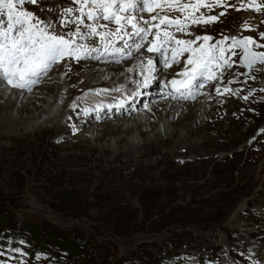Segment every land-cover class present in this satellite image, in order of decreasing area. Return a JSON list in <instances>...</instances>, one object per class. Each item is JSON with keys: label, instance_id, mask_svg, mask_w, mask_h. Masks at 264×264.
<instances>
[{"label": "rangeland", "instance_id": "374dc122", "mask_svg": "<svg viewBox=\"0 0 264 264\" xmlns=\"http://www.w3.org/2000/svg\"><path fill=\"white\" fill-rule=\"evenodd\" d=\"M227 2L238 6L237 0ZM67 5L65 0H41L38 9L25 7L49 17V8ZM149 15L143 13L146 18ZM220 18L211 28L192 27V38L197 34L214 39L248 35L264 43L259 37L264 32V12L229 7ZM244 22L256 31L242 32ZM134 55V59L113 66H122L125 73L128 68L135 69L142 54ZM233 59L238 64V56ZM61 64L62 71L68 61ZM257 69L248 76L244 68L227 70L224 86L239 90L238 95H225L232 103L227 106L238 114L220 122L208 119L210 127L202 129V136L186 139L185 155L180 147L168 151L177 138L169 139L165 133L161 138L167 143L159 151L157 146H140L136 151L122 147L114 152L116 156L103 159L87 151L90 145L85 139L92 138L90 134L70 141L60 129L46 136L33 135L27 128L25 137L17 134L11 139L0 132V252L4 253L0 264H19L21 259L25 264H264V127L255 133L233 130L242 113L254 120L264 118V67L257 65ZM82 70H74V80H85ZM127 74L135 75V71ZM106 77L101 83L109 82ZM230 79L234 83L228 84ZM153 82L151 85H161L157 75ZM249 91L250 98L243 100ZM212 95H216L213 87L203 97L212 102ZM240 105L244 112H237ZM12 114L16 116L15 111ZM153 120L148 126L151 122L164 124L162 119ZM205 120L206 116L202 122ZM186 123L194 128L192 119ZM216 124L219 129L212 130ZM148 126L144 128L151 135ZM131 138L140 144L136 133ZM222 195H227L224 204L219 203ZM32 226L53 232L57 239L50 242L42 234L34 238L28 230ZM14 248L26 255L21 257L11 251Z\"/></svg>", "mask_w": 264, "mask_h": 264}, {"label": "snow or ice", "instance_id": "6c2138e0", "mask_svg": "<svg viewBox=\"0 0 264 264\" xmlns=\"http://www.w3.org/2000/svg\"><path fill=\"white\" fill-rule=\"evenodd\" d=\"M40 2L0 0V89L30 93L50 79L49 73L62 62L111 58L110 62L120 64L143 49L158 56L164 69L180 63L183 58L184 69L177 73L180 79L161 82V88L170 89L166 98L187 102L203 95L201 90L214 81L218 82L217 95H238L239 90L219 86L223 84L225 72L236 66L247 69L244 74L250 75L253 70H259L257 65L264 67V43L252 36L222 35L220 39H214L210 35H195L192 38L194 34L190 30L217 22L229 7L236 11L262 13L264 3L259 0H237L238 6L228 4L227 0H71L67 6L48 9L56 14L55 20L41 19L25 7ZM213 8L224 10L218 15H205L200 11L210 12ZM156 9L160 11L151 14ZM165 10L179 15L161 14ZM143 13L150 15L145 18ZM241 31L256 29L244 22ZM259 37L264 41V32H260ZM234 56H238V64ZM134 70L142 77L132 81L135 84L132 95L136 96L156 79V64L149 56L140 60L135 69H126L128 72ZM232 83L234 80H228V84ZM109 91L121 92L122 88L94 90V94ZM251 94L249 91L241 98L246 101ZM87 95L85 93L79 99L83 101ZM113 106L120 108L123 104L108 107ZM72 107L75 109L76 105ZM92 111L99 114L100 106L82 109L85 116ZM75 131L73 126V134ZM11 251L21 257L26 255L20 248ZM19 264H25V261L21 259Z\"/></svg>", "mask_w": 264, "mask_h": 264}, {"label": "bare ground", "instance_id": "6f19581e", "mask_svg": "<svg viewBox=\"0 0 264 264\" xmlns=\"http://www.w3.org/2000/svg\"><path fill=\"white\" fill-rule=\"evenodd\" d=\"M65 1L69 4L71 3V0ZM34 7L38 9L40 4L35 5ZM221 9L222 8L217 9L216 12H208L206 15H216ZM164 12L166 15L173 17L179 15V13L168 12L167 10ZM34 13L41 19H56V14L54 12L48 11L49 17H46V15H40L39 10ZM220 21L221 18L219 17L217 22L204 26L211 28L220 23ZM141 54L142 57L140 60H144L149 56L152 57L154 63L156 64L155 75L159 77V81L166 82L174 78L180 79V77L177 76V73L183 71L184 69L183 58H181L180 63H175L171 67L164 69L159 63L158 56L147 53L143 49L141 50ZM110 59L111 58H108L105 63L104 58L82 60L80 62L68 61V66L62 71V64L57 65L49 73V76L52 77L45 80V82H43L41 85L35 87L30 93H21L17 90L5 91L0 89V132L8 133L5 134V136L11 139L12 136L13 138H16L17 134L25 137L28 133L26 131L27 128L32 129L31 133L33 135L46 136H49L52 130L55 134H57V132L60 130H63V136L66 138V140L70 141L78 137L83 138L86 134H90L93 136L90 138L91 140L87 139L88 137H85V142L90 145V148L86 150L90 154L93 153L98 155L97 158L103 159L105 156H116V153L114 152L118 148L122 147L127 149V151H136L140 146H157V150L159 151V149L163 147L165 143H167V140L163 141L166 138L163 140L161 138V133H165L167 136H169V139L177 138V141L173 143V147H170L168 151L174 152L180 147V153L185 155L188 153V151L183 148L186 139L190 137L202 136V129L210 127L206 124L208 119L214 118L217 120V122H220V120L224 118L233 119V117L238 114L233 112L230 106H227L232 103L228 101L225 95L222 98H219L220 96L217 95V93L216 95H212L214 100L212 102L209 101L210 103L207 102L208 98L205 99V97H203L212 87L216 88L218 86V82L215 81L209 83L204 89H202L201 92L204 94L199 95L195 101H173L170 97L165 98L167 92L170 91V89H162L161 85L159 86L154 84L150 85L146 89H142L139 95L133 96L132 92L135 90V84L132 81L141 80L142 77L138 76L135 70V75L127 74L128 71L126 73L123 72L122 66L115 67L116 63L110 62ZM79 68L83 69L81 73H83L85 76V80H82L81 82L74 80V70H79ZM225 75H227V71L225 72L224 76ZM62 76L63 79H68L63 80L61 79ZM104 76L109 77L108 83H101V80L104 78ZM224 84L219 86L223 88ZM118 87L122 88L121 92L109 91L107 93L101 92L99 95L94 94V90H114ZM162 92L165 93V95L162 96ZM85 93H88V95L83 101L80 100L79 98L84 96ZM48 94L51 95L48 96ZM159 94H161L160 97L152 98L154 95ZM255 96L259 98L257 93ZM125 97H127V99H125ZM160 98L163 99L159 100ZM121 102L123 106L120 108L114 106L108 107L109 105H115ZM73 104L76 105L75 109L72 107ZM93 106H100L99 114H97L95 111H92L87 116H85L82 112V109L85 107L91 108ZM228 109H231V112H229ZM243 110H245L244 105H240L237 112ZM12 111H15L16 116H13ZM53 113L55 115H53ZM66 115H68V118L63 119ZM204 116H206V120L202 122ZM53 118H56L57 120L55 119L56 121L51 123ZM153 118L155 120L162 119L164 124H160L159 122L152 124L151 122V124L148 126V123L152 121ZM137 119L139 121H137ZM191 119L193 120L194 128L190 123H186V121ZM194 119L197 120L198 123H195ZM136 121L138 123H136ZM142 124L150 128L149 130L152 133L151 135L146 132L144 128L145 126H141ZM159 125L161 126L159 127ZM73 126L76 129L75 134H73ZM260 126L264 127V118L262 120H254L251 115L242 113V120L239 123L233 125V130H251L253 133H255L258 131ZM211 129H219L218 124L212 125ZM155 131L158 134H156ZM93 132H98V134H93ZM209 132L212 133L213 131L209 130ZM133 133H136L140 137V144H136L134 139L131 138ZM183 133L185 134L184 137H182ZM110 139H113L112 143L109 142ZM117 156H119V154ZM197 157L201 158L205 157V155ZM181 159L182 158H180L178 162Z\"/></svg>", "mask_w": 264, "mask_h": 264}, {"label": "trees", "instance_id": "16d2710c", "mask_svg": "<svg viewBox=\"0 0 264 264\" xmlns=\"http://www.w3.org/2000/svg\"><path fill=\"white\" fill-rule=\"evenodd\" d=\"M225 196L227 197V195H222V199L219 201L220 204H224L226 202L225 200H223L225 198ZM174 222L177 223V222H181V221L180 220H177V221L174 220ZM28 230L31 232V234H32V236H34V238H38L39 235L42 234L43 236L47 237L50 242H53L54 239L55 240L57 239L56 234H54L53 232H50L49 230H45L44 232H42L41 227L32 226V227H28Z\"/></svg>", "mask_w": 264, "mask_h": 264}, {"label": "water", "instance_id": "95a60500", "mask_svg": "<svg viewBox=\"0 0 264 264\" xmlns=\"http://www.w3.org/2000/svg\"><path fill=\"white\" fill-rule=\"evenodd\" d=\"M244 70H245L244 73L248 72L247 69H244ZM79 241H82V240H77L78 243H80ZM77 242H76V243H77Z\"/></svg>", "mask_w": 264, "mask_h": 264}]
</instances>
